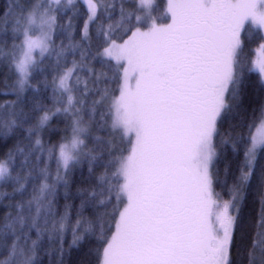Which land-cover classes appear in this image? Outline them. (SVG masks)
Masks as SVG:
<instances>
[{"label":"trees","instance_id":"1","mask_svg":"<svg viewBox=\"0 0 264 264\" xmlns=\"http://www.w3.org/2000/svg\"><path fill=\"white\" fill-rule=\"evenodd\" d=\"M34 1L0 0V162L8 166L0 179V264L12 261L17 242L22 247L33 243L30 264H100L124 205L118 162L131 151L132 138L112 120L111 99L121 86L122 64L99 51L149 24L139 19L138 0H94L96 16L86 36V5L81 0L57 4L48 51L34 61L19 94L14 92L13 66L20 40L17 31L19 19ZM166 2L154 0L152 14L158 23L170 20ZM263 40L261 29L245 24L213 136L214 192L221 199L234 198L226 264H264V146L256 150L248 179H242L253 130L264 110V81L253 69L255 48ZM201 55L202 48L194 45L185 62L188 70ZM68 68L72 70L66 90L59 81ZM164 107L165 117L185 112ZM54 110L41 123L42 113ZM77 122L86 128L81 145L59 179V148ZM182 181L158 187L159 193L150 192L154 199L143 205L146 229L140 243L151 264H176L186 254L199 258L203 222L190 205L194 181ZM168 210L174 219L164 216ZM135 236L129 237L133 242L129 240L125 249L129 261ZM157 253L160 256L155 257Z\"/></svg>","mask_w":264,"mask_h":264},{"label":"rangeland","instance_id":"2","mask_svg":"<svg viewBox=\"0 0 264 264\" xmlns=\"http://www.w3.org/2000/svg\"><path fill=\"white\" fill-rule=\"evenodd\" d=\"M19 1V0H15ZM73 0H36L31 8L25 10L20 18V40L13 66L16 73L14 92L21 94L28 81L30 68L34 61L44 56L54 29V7ZM87 7L88 15L83 27L87 36L90 22L95 18L97 5L94 0H81ZM139 19L147 20L148 27H138L123 41H113L99 51V55L122 64V81L118 94L111 99L113 125L126 136L132 138V149L119 159L118 167L122 178L120 196L124 205L116 222L115 230L106 244L100 264H151L147 257L134 252L131 261L125 253L129 237L136 233L135 240L140 241L139 233L143 229V205L153 188L174 165L183 158L184 166L190 171L194 180V190L199 198L193 200L192 209L198 214L205 226V235L201 249L203 255L198 264H226L228 250L234 229V198L221 199L214 192L211 179V164L214 158L213 136L217 121L225 105V96L233 79L234 63L241 45V33L245 24L261 29L264 34V0H256L252 11L240 28L233 29L235 12L243 0H167L166 9L170 20L158 23L153 14L154 0H138ZM242 3V4H241ZM218 18V20H217ZM210 25L219 22L233 33L231 41L224 51L208 46L206 56L200 57L195 64V72L202 75L206 82L205 94L210 105L205 112L193 115L197 120L186 121L183 114L170 117L174 130H162L165 118L164 100L167 93V79L171 71L178 67L192 54V44L179 37L170 43V35L176 28L195 23ZM253 69L264 81V40L255 48ZM72 68L61 76L59 84L68 89V78ZM193 75L195 73L193 72ZM170 108V107H169ZM43 112L41 123L46 122L52 114ZM168 118V117H167ZM189 122L186 129L180 123ZM85 125L77 122L71 137L59 148L58 178L64 174L67 165L75 158L81 145V135ZM264 146V110L253 130L251 142L246 152L247 169L242 174L245 182L252 169L256 150ZM8 166L0 162V179L6 175ZM224 219L225 224L221 225ZM141 235V234H140ZM16 243L9 264H30L34 259V245L26 247ZM140 242L137 250L140 249ZM127 250V249H126ZM160 256L157 254L154 255ZM188 256V254H187ZM127 260V261H126ZM179 264H189L179 262Z\"/></svg>","mask_w":264,"mask_h":264},{"label":"flooded vegetation","instance_id":"3","mask_svg":"<svg viewBox=\"0 0 264 264\" xmlns=\"http://www.w3.org/2000/svg\"><path fill=\"white\" fill-rule=\"evenodd\" d=\"M210 24L211 23L203 24V23L198 22V23H195L193 25L176 28V31L170 35L169 41H170V43H172L177 38L182 37V34L187 32L188 30H194L195 32L192 35H190L192 37H188L185 39L190 41L192 46L195 45V46H200L202 48L203 55L198 56L197 57V60H198L200 57L206 56L207 47L209 45L214 46L212 40L208 37V34L210 31L221 30V31L227 32V33H229V35L233 36V33L231 31H228L227 29H225L221 25V23H219L218 26H216L215 23H214V25H210ZM202 27H205L208 30V32L206 30H203ZM232 28H233V25H232ZM188 57H189V55H188ZM196 61H195V64H196ZM185 62H186V60L178 67V69L175 72H173V71L170 72L168 79H167V83H166V87H167V85H169L168 86L169 87V97L165 98V100H164V104H167V107L172 106L171 109H173L174 111L177 110L176 108L179 107L180 109L185 110V112H183L182 114L170 113L169 115H167L165 117V119L162 121L161 131L166 130V129L171 130V131L174 130L170 127L172 125L170 123L172 121V119H170V117H179V116H182L183 114L188 113L190 115H188V118L186 116V119H187L186 121L187 122L191 121L192 123H194L197 119L200 118V116H199L200 113L198 112V110L201 112H205L207 110V107L210 105V100L204 92V88L206 86V82L204 80V77L201 74L199 75L198 72H195V64H194V66H191L192 68H190L188 70L187 65H185ZM193 72L195 73V75H193ZM169 79H170V81H169ZM165 96H166V93H165ZM164 108L165 107H163V109ZM193 115H197L198 116L197 119L194 118ZM187 122H185L184 125H182L180 123V128H184V126L186 124V129L188 130V127L191 125V123L189 122V124H188ZM183 163H184V160L182 158L174 165V168L172 171H170L165 176H163L161 179H159L162 183H159V184L157 183L158 186L155 185L152 193H154L155 195L157 193H159L160 188H158V187L162 188L165 186L174 185L176 182H178L179 184H183L182 180L184 178L183 177H176L174 175V172L177 171V169L179 167L184 166ZM193 181L194 180H192L190 182H193ZM145 197H147V198H145V200H143L142 205L146 204L148 206L149 202H147V201H150V199L153 200L154 196H152L150 194V196L147 195ZM189 198L191 200L190 205H192V206H193V200L195 198H199L198 193H196L194 190V185H193V188L191 189V193L189 194ZM176 200H177V196L174 195L173 198L171 199V201L175 202ZM164 216L166 218H168V220L174 219V215L172 214V210H168L166 212V215H164ZM202 225H203V228H202V233L200 235L201 242H200L199 246H201L202 240H203L204 235H205L204 223H202ZM139 236L141 238L140 241H142L143 238L145 237V232L141 231L139 233ZM140 241H137V240L135 241V243L133 245V250H134L133 252L136 253L138 251L136 254V257H138L139 253L141 254V256L147 257L148 251L142 245H140V249H142L143 251L137 250L138 243ZM161 252L163 254H165L166 249L162 248ZM202 255H203L202 249L199 253V258L196 260H194V258H192L190 255L187 256V254H186V257H184V259H180L179 261H177L176 264H179V262H183V261L184 262L187 261V263H189V264H198L201 262Z\"/></svg>","mask_w":264,"mask_h":264},{"label":"water","instance_id":"4","mask_svg":"<svg viewBox=\"0 0 264 264\" xmlns=\"http://www.w3.org/2000/svg\"><path fill=\"white\" fill-rule=\"evenodd\" d=\"M256 0H245L240 10L233 16V29H238L242 24L244 23L246 17L248 14L252 11L253 6L255 4ZM203 30H208L205 27H202ZM191 33H183V38H188ZM208 37L212 40L215 48L219 51H224L228 45V43L231 41L232 36L229 35L227 32H223L221 30H212L209 32ZM174 175L176 177H183V178H189L190 181L193 180V177L190 173V171L185 167L181 166L177 169V171L174 172ZM225 221L222 220L221 225H224Z\"/></svg>","mask_w":264,"mask_h":264},{"label":"crops","instance_id":"5","mask_svg":"<svg viewBox=\"0 0 264 264\" xmlns=\"http://www.w3.org/2000/svg\"><path fill=\"white\" fill-rule=\"evenodd\" d=\"M242 4V3H241Z\"/></svg>","mask_w":264,"mask_h":264}]
</instances>
